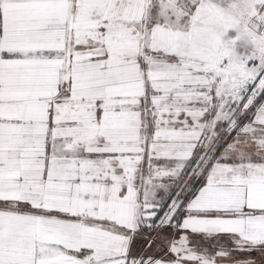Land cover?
<instances>
[{
	"label": "snow or ice",
	"instance_id": "1",
	"mask_svg": "<svg viewBox=\"0 0 264 264\" xmlns=\"http://www.w3.org/2000/svg\"><path fill=\"white\" fill-rule=\"evenodd\" d=\"M0 264H264V0H0Z\"/></svg>",
	"mask_w": 264,
	"mask_h": 264
}]
</instances>
